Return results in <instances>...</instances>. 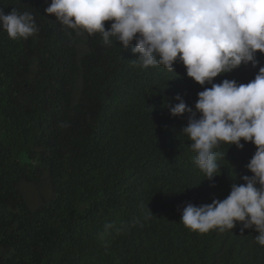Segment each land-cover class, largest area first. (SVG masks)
I'll use <instances>...</instances> for the list:
<instances>
[{
	"label": "trees",
	"instance_id": "1",
	"mask_svg": "<svg viewBox=\"0 0 264 264\" xmlns=\"http://www.w3.org/2000/svg\"><path fill=\"white\" fill-rule=\"evenodd\" d=\"M50 3L0 0L38 28L27 40L0 30V264H264L254 228L200 235L180 221L186 204L222 200L252 175L256 148L242 140L216 149L208 180L182 133L190 114L166 107L179 94L195 110L211 85L182 63L143 69L131 47L76 35ZM257 59L213 82H250Z\"/></svg>",
	"mask_w": 264,
	"mask_h": 264
},
{
	"label": "clouds",
	"instance_id": "2",
	"mask_svg": "<svg viewBox=\"0 0 264 264\" xmlns=\"http://www.w3.org/2000/svg\"><path fill=\"white\" fill-rule=\"evenodd\" d=\"M45 12L78 36L99 34L105 46L116 41L124 49L131 47L143 69L163 66L174 73L179 62L187 77L211 85L198 93L195 110L179 94V103L166 107L174 117L190 114L182 133L208 180L220 175L216 149L221 144L243 149L242 140L256 148L246 165L252 175H244L242 184L233 183L222 200L186 204L180 221L200 235L241 224V232L254 228L256 243L264 246V66L248 83L213 82L242 65H259L264 0H51ZM0 30L12 40H27L38 32L32 13L15 8L8 14L0 8ZM111 227L105 225L106 231Z\"/></svg>",
	"mask_w": 264,
	"mask_h": 264
}]
</instances>
